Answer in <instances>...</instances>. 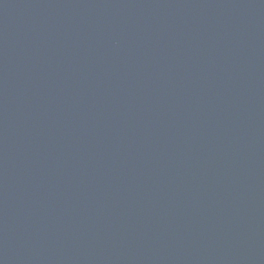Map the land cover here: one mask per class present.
<instances>
[{
    "label": "water",
    "instance_id": "1",
    "mask_svg": "<svg viewBox=\"0 0 264 264\" xmlns=\"http://www.w3.org/2000/svg\"><path fill=\"white\" fill-rule=\"evenodd\" d=\"M0 264H264V0H0Z\"/></svg>",
    "mask_w": 264,
    "mask_h": 264
}]
</instances>
